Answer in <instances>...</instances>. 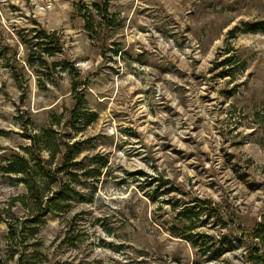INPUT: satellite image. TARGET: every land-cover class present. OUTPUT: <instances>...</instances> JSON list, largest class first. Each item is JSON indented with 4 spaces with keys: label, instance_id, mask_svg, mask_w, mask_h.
I'll use <instances>...</instances> for the list:
<instances>
[{
    "label": "rangeland",
    "instance_id": "rangeland-1",
    "mask_svg": "<svg viewBox=\"0 0 264 264\" xmlns=\"http://www.w3.org/2000/svg\"><path fill=\"white\" fill-rule=\"evenodd\" d=\"M261 22L264 0H0V264H244L237 240L264 213ZM35 132L78 142L53 173L82 164L69 207L36 223L3 169L23 154L39 183L51 148L25 152ZM172 202L207 207L193 230L230 249L207 261L175 236Z\"/></svg>",
    "mask_w": 264,
    "mask_h": 264
},
{
    "label": "trees",
    "instance_id": "trees-1",
    "mask_svg": "<svg viewBox=\"0 0 264 264\" xmlns=\"http://www.w3.org/2000/svg\"><path fill=\"white\" fill-rule=\"evenodd\" d=\"M88 22V20H87ZM255 27H261L264 29V23L256 24L253 26V30L257 29ZM250 29V27H249ZM227 64L232 62L227 61ZM71 93L75 100V106L70 109V115L75 116L79 106L84 103V96L80 89L77 86L73 85L71 88ZM257 121L261 124H264V113L256 112ZM50 131V130H49ZM24 137L29 139V145L24 146L23 150L28 151L31 148L36 149L37 154L40 155V151L48 150L51 148V155L48 158H40L44 159L45 164H42L39 167V175L40 181L37 183L36 178L33 176V164H30L28 159L22 154L20 156H16L15 158L8 159L5 167L3 168L8 173H19L21 176L19 177V181L23 182L27 192L30 194L32 199L31 206V214L32 220L30 222H38L39 218L35 216V213L39 212V215L45 214V212L53 211H61L66 210L70 203L69 200L71 195L75 193L76 186L73 183L74 175L73 170L81 167V163L73 162L72 164H65L63 161L60 166L55 168V173L51 171L49 165L52 163L53 158L56 154L61 152V159L71 160L75 155L80 152V148L77 147L78 142H73L71 145L65 143V148L63 149L60 145L61 142H57L54 147H52L49 142V138L51 134H39V133H25ZM47 137V139H46ZM70 146L74 147L73 150H70ZM77 147V148H75ZM65 150V151H64ZM98 157V155L93 158ZM65 164V165H64ZM106 165V160L102 159L99 164V167H104ZM89 168L85 169L83 172L84 176H97L100 175V168ZM56 173H60V177L56 178L54 175ZM69 174L71 176L66 177L65 175ZM158 180V185H165L166 181H163L160 177L156 178ZM55 183L56 190L50 196H46L45 192H50V184ZM157 189L153 190L154 197L158 195ZM202 203V202H200ZM180 207V206H179ZM172 209L174 213V217L179 224L182 225L184 231L181 233L173 232L175 236L181 237L186 241H189L193 246L197 247L201 253H203L206 257L207 261H213L219 259L227 250L230 249L231 239H221V235L217 236L215 234H209L206 232H195L194 229V221L198 217L199 213L203 210L207 209V207L202 208L199 205H185L181 208H178V202H172ZM209 215V213H208ZM26 221V220H25ZM24 221V222H25ZM245 233V232H244ZM12 234V233H11ZM223 236V234H222ZM250 236V237H249ZM249 238H245L242 240L241 238L237 240L238 245L243 247L245 250L243 262L244 264H264V213L262 216V220L256 222L252 229L249 231ZM255 237L260 238L261 243H258L254 240Z\"/></svg>",
    "mask_w": 264,
    "mask_h": 264
}]
</instances>
